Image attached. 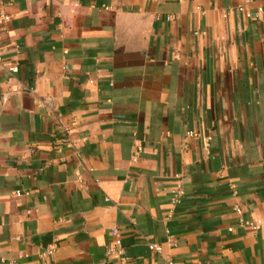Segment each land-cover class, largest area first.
Returning <instances> with one entry per match:
<instances>
[{"label":"crops","instance_id":"crops-1","mask_svg":"<svg viewBox=\"0 0 264 264\" xmlns=\"http://www.w3.org/2000/svg\"><path fill=\"white\" fill-rule=\"evenodd\" d=\"M170 262L264 264V0H0V264Z\"/></svg>","mask_w":264,"mask_h":264},{"label":"built area","instance_id":"built-area-1","mask_svg":"<svg viewBox=\"0 0 264 264\" xmlns=\"http://www.w3.org/2000/svg\"><path fill=\"white\" fill-rule=\"evenodd\" d=\"M239 10H240V11H243V8L241 7V8H239ZM248 17H251V15L248 14ZM11 71H12V72H15V71H16V68H13ZM29 152H32V151L30 150ZM181 194H182V192H178V195H181ZM16 195H17L18 197H21L23 194L20 193V192H17ZM253 228H254V229H257L258 226H253ZM113 234H115L116 236H119V233H118L117 231H114ZM116 244H119V243L117 242ZM151 247H152L153 249H155V250H159V248H158L157 246H151ZM119 255H120V251H118V252L116 253V256H119ZM102 264H105V263H102ZM169 264H174V263L170 262Z\"/></svg>","mask_w":264,"mask_h":264}]
</instances>
